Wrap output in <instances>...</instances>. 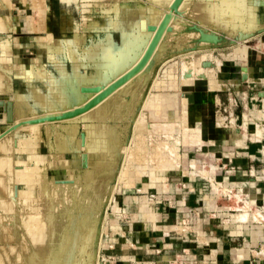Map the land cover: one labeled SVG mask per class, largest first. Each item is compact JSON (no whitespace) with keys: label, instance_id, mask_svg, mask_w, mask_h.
Here are the masks:
<instances>
[{"label":"bare ground","instance_id":"bare-ground-1","mask_svg":"<svg viewBox=\"0 0 264 264\" xmlns=\"http://www.w3.org/2000/svg\"><path fill=\"white\" fill-rule=\"evenodd\" d=\"M119 1L121 15L111 25L117 30L118 38L115 40L111 34H107L103 39L97 41L92 39L89 44L82 46L78 41L80 30L76 31L72 37L63 35L61 38H52L49 33L45 32L44 0H24L38 11L28 27L29 31L34 32L39 46L38 51L45 52L48 63L37 61L29 67L10 63V51L6 45L3 46V54H0V100L12 101V119L15 122L9 126L8 130L0 131V210L5 213L0 215V264H93L87 263L84 257H79V255L88 252L86 250L88 240L84 232L87 229L97 234L100 232L96 224L100 218L102 203L106 200L109 204L115 200L113 199L114 191L120 187L137 186L138 190H145L141 176H138L135 182H130L127 176L120 174L124 168H147L139 163L140 160L138 164H132L134 156H130L129 152L134 139H136L135 144L142 143L150 131L161 130L159 127L170 130L165 134L166 138L172 136L173 124L150 125L144 117H141L142 115L138 114L134 117L133 114L141 102L140 109L147 107L152 112L151 117H157L158 114L166 116V112L161 111L163 99L160 95L152 93L151 89L145 95L143 92L155 61L164 54L162 52L165 48L163 43L166 37L164 36L168 35L167 31L173 35L175 28L181 22L179 11L182 13L183 10L185 11L184 7H187L190 19L198 18L201 24L207 22L215 26L217 24V27L223 30L239 27L237 31L234 30L235 33L239 30L245 33L250 32L259 24L256 14L250 11L247 0H219L218 4L210 1L213 4L210 6L206 1L197 2L196 0V3L191 2L194 4L191 8L188 7L190 1L187 4L181 0L177 12H172V17L168 22L170 29L163 30L164 33H161L152 47L145 64L136 69L126 80L112 87L117 79L138 64L147 46L150 45L156 31L148 30L147 25L151 23L159 27L164 12L169 10L173 2V0H150V7L146 9V5L143 6L137 2L130 3L129 0H102L107 5ZM3 2H8V0H3ZM8 5L11 6L9 2ZM174 13L177 14L174 16ZM16 21L13 16H1L0 30L14 29L15 25H18ZM188 33L185 34L188 35ZM14 44H19L16 38ZM247 49L246 44L237 46L233 52L226 53V59H239L240 56L242 61ZM198 60L200 63L197 66L187 60L188 65H192V78L187 77L188 79L182 81L183 84H192L195 80H201L198 77L202 74L205 75L207 81L209 75H212L221 64V60L216 58L213 66L203 67L202 61L211 60L208 53L201 54ZM88 64L93 66L96 74L88 76L81 71V66L85 68ZM189 66L187 68H190ZM13 73L14 76L24 78L26 81L33 78L41 79L44 81L45 89L31 85L22 91H15L13 80L11 81L14 77L10 76ZM156 81H153L152 87L157 85ZM182 96L185 95L181 94ZM89 102L90 104L87 105ZM164 102L172 109V113L174 110L177 114L181 111L178 100L174 103L171 97ZM37 109L42 112L39 117H37L39 114ZM73 113L79 115V119L92 123V129L87 132V135L82 133L79 135L77 126L70 125L68 122L55 123L54 132L51 130V125L47 124V135L52 133L53 137L49 146L50 154L39 153L38 146L41 137L37 123L40 120L55 122L65 117L70 119L75 116ZM261 114L262 112L257 113L259 116ZM5 121L6 111L4 106L0 105V122ZM129 121L133 122V133L130 143L123 146L125 144L123 133ZM244 122L246 123V119ZM183 124L185 137L190 140V143L201 144L199 128L186 120ZM262 131L263 128L257 124L251 133L252 139H259ZM18 132L21 134L14 136ZM29 132L33 134L29 135ZM245 135V133L235 134V143L243 145ZM178 144V139L174 143L161 139L156 140L152 144L150 154L154 163L151 164L152 168L148 169L157 172L178 170L180 168ZM96 150L109 151V156L114 155V159L116 156L113 168L91 163L90 154ZM23 151L29 156L27 163L13 161L14 155L23 153ZM65 153L71 156L76 154L78 161L71 157H64ZM45 156H50L51 159ZM118 160H121L120 163ZM33 168H36L35 171ZM201 173L208 174L209 171L200 170ZM148 177L156 182L162 180V177L156 175L155 172L149 173ZM162 181L165 182V180ZM214 189L217 190L216 187ZM61 199L64 200L62 205L65 210L55 217L43 218L41 214ZM136 199L145 200L146 196L135 197L132 200ZM132 200L129 197L126 198L128 202ZM113 205L115 210L117 202L115 201ZM18 212L23 214L16 220L13 213ZM107 217L106 212L103 219ZM97 241L101 242L99 237ZM16 246L19 248L17 249ZM97 247L100 249L99 244ZM85 250L87 252H84ZM85 255L88 256V254ZM100 261L102 260L96 256L94 264H100Z\"/></svg>","mask_w":264,"mask_h":264},{"label":"crops","instance_id":"crops-1","mask_svg":"<svg viewBox=\"0 0 264 264\" xmlns=\"http://www.w3.org/2000/svg\"><path fill=\"white\" fill-rule=\"evenodd\" d=\"M12 1L8 0L11 5L9 6L8 2L0 0V9L6 12L0 14V17L10 15L15 17V21L18 20L16 21L18 25H15L14 29L0 30V33L5 36L0 39V54H3L2 49L6 45L11 54L9 62L23 64L27 67L28 63L26 65L24 61L14 59L13 49L22 45L19 38H25L26 43L30 42L28 40L31 34H33L32 44L29 43L28 47L32 46L35 49V43L37 48L39 47L34 32L29 31L28 27L38 11L24 0H15L16 4ZM258 5L254 4L251 7L255 11L257 22L264 24L262 20L264 8H262L263 5ZM10 10L11 14H9ZM43 10L45 32L49 33L52 38H56L55 34L58 30L62 32L63 26L60 23L56 29H53L50 21L53 13L48 7V0H44ZM25 17L27 18L25 25L27 29L23 28L19 22ZM205 28L218 34L221 33L226 38L230 37L225 32L210 26H205ZM70 31L71 29L67 32ZM109 33H117V30L111 27ZM260 34L262 36L258 44L260 48H249L247 80L241 81L240 79L241 70L237 58L236 60L226 59L221 56V52H217L221 58L220 67L216 71L220 87L211 89L204 80L206 87L194 86L188 96L191 98L187 97L188 104L194 106L191 114L195 121H199L202 140L200 146L191 143L189 146H196V151H201L203 147L223 145L224 151L220 152L217 148L209 149V156H203L202 161L191 159V164L194 166L195 162L206 163V160L208 161L209 169H205L204 164V168L200 170L209 171L208 174L203 175L205 181H209L211 190L207 193L203 192L200 186L196 190L177 185L168 186L166 184L165 186L166 181H159L157 189H161L160 194L170 193L169 196L162 195L158 200L161 208H164L161 220L158 213L153 211L147 197L145 200H132L136 196H129L132 201L126 202H134L139 209L140 219L146 222L145 226L139 227V231L143 233L142 237L147 238L150 232L156 234L153 248L157 254L154 261L150 260L148 253L151 251L146 248L145 256L140 255L139 261L134 260L136 256L130 252L111 255L113 258L118 257L114 258L115 262L112 261L114 264H152L153 262L154 264H264V123L257 115L258 112H262L261 116L264 114V98L257 94L258 91L264 90V32ZM6 36L16 38L19 44H14ZM211 48L213 52L218 50L215 46ZM40 54L43 61L38 62L47 64L45 52ZM250 106L255 111V113L252 112V116L260 121L259 123L247 121L249 114L247 110ZM258 106L261 108L258 109ZM239 118L242 120L241 123L238 122ZM13 122H15L14 119L9 123L6 121L4 123L12 125ZM257 124L262 126L263 135L259 139H252L251 133ZM221 128L222 130L223 128L234 129V134L229 139L230 142L219 134ZM244 133L246 134L244 144L235 143L233 136ZM211 155L214 157H210ZM191 172L195 173L193 170ZM218 173H224L221 182L216 179ZM230 177L233 179L230 180ZM225 197L229 200L226 201ZM139 241L140 246L147 247L146 245L150 244L147 239L146 242L144 239Z\"/></svg>","mask_w":264,"mask_h":264},{"label":"rangeland","instance_id":"rangeland-1","mask_svg":"<svg viewBox=\"0 0 264 264\" xmlns=\"http://www.w3.org/2000/svg\"><path fill=\"white\" fill-rule=\"evenodd\" d=\"M184 1L187 4H188V1H190V4H188L189 8L194 6V4H193L194 2L196 3V0H183V3H184ZM203 1H206V3L209 6L213 5V4H211L212 1H213L212 3H215V4H218L220 2L219 0H203ZM203 1L197 0V2H203ZM12 2L14 4H16L15 0H13ZM129 2L130 3H134V2L146 3L147 4L146 9H148L150 7V4H149L150 0H129ZM191 2H193V3H191ZM247 3L249 5V7L251 8V10H250L251 12L254 11L251 7L254 4H259L258 6L263 5L262 8H264V1L263 0H253V4H252V0H247ZM143 6H144V4H143ZM184 6H185V4H184ZM48 7L51 8L50 11H51V13H53L52 14L53 17L50 18L53 29H56L60 23L63 26L62 32H60L58 30V32L55 34L56 38L57 37L61 38V37H63V35L68 36V37H72V35L76 31L78 32L79 30H80V32H78V35H79L80 40H78V41L80 42V44L82 46L89 44L92 41V39H93V41L103 39L107 34H109V35L111 34V36H114L115 40L118 38V34L117 33H114V34L109 33V29L111 28L112 22L115 21L121 15L120 14V1L115 2L111 5H107V3L102 2V0H48ZM184 8H185V11L183 10L182 13H180L181 11L178 12V15H179L181 22L179 23L178 27H176L177 29L175 28V30H174L175 32L172 33L173 35H171L170 31H167L168 35L166 34L164 36L167 38V39L164 38V43H163V45L165 47L162 51L164 53L163 54L164 56L162 55L161 58H159L155 61L154 65H153V69L151 71V76L148 78L147 85H146L145 90L143 92V95H145L151 89L152 93H158L160 95L161 99H163L162 103H161V111L166 112V116L161 113L162 115L158 114L159 117H158V115H157V117H154V118L151 117L152 112L147 107H145V108L142 107V109H140L141 102H139V104L136 107L137 109L135 108L134 114H133L134 117H137L138 114L142 115L141 117H144L150 123V125H157L159 123H164L166 125H170V123L173 124L174 127H173V130H171L172 136L170 138H166L167 136H165V134L170 132V130L164 129L163 127H159V128H161V130L159 129L158 131H152V132L150 131V134L148 133L147 137L144 138V142H142V143L140 142V143L135 144L136 139H134L133 144H132V148L130 149V152H129L130 156L131 155L134 156V158H133L134 161H132V164L136 165V164H138V161L140 160L139 163L142 164L143 167H144V165L147 166V168L146 167H145V169H137L134 167H130V168H126V169L124 168L121 170L120 174H121V176H127L129 178L130 182H135L136 178L138 176L139 177L141 176L142 183L145 185V191L138 190L137 186L120 187L114 191V198L113 199H115V200H112L109 203L110 205L108 204V202H106V200L102 203L100 218L96 224L98 231L100 230L101 233L99 232L97 234L90 229H87L84 232L86 234V235L85 234L84 235L88 240L87 241L88 244H86V245H88V246H86L87 249L85 248L86 250H88V252L85 250L84 252H87V253H82L83 256L81 254V255H79V257H82V258L84 257L83 259L86 260L87 263L90 262V263L94 264L96 256H98V258L100 260H102L103 263L105 262V264H111L112 261H114L115 259L118 258V257H114L115 258L114 259L113 257H111V255L116 256L117 254L122 255L123 253L128 254L129 252L134 254V256H136V258L134 260L139 261L140 255L145 256V248L149 249V251H151V253H148V255H149V257H151L150 260L154 261V257L157 254V252L153 248L154 247L153 244L155 243V235L156 234H155V232H150L147 238L142 237L143 233H142V231H139V227L142 228L143 226H145L144 224L146 222H144L140 219L139 214H138L139 209L136 206V204L134 202L133 203H127L126 202V198L131 196V195L139 197V198H141L142 196L145 195L147 197L148 201L150 202V206L152 207L153 211L158 213V216L161 220V216H163V209L164 208L163 209L161 208V204L159 203L158 200L161 198L162 195L169 196L170 193L165 192L164 194H160L161 189H157V185L159 186V184H158L159 181L156 182V181L150 180L148 177L149 173L155 172L156 175L161 176L162 180H165L166 184L168 186L169 185L170 186L177 185V186L182 187V188H190V189L194 188V190H196L200 186L203 189V192H207V193L211 190V185H210L209 181H205L204 175L200 174V169L204 168V166H203L204 164H205V169H209L208 161L206 160V163L205 162H195V166H194L191 164V159H199L200 161H202L203 156H209V154H208L209 149L217 148L220 150V152L224 151L222 149L223 145H219V146L213 145L211 147L210 146L203 147V149L205 148L204 150L202 149L201 151L200 150L196 151V149H197L196 146L195 147L193 145L189 146L190 140L187 137H185V132H184L185 129L183 126L184 125L183 122H184V120H186V121H189V123L191 125L198 127L200 130L199 121L198 120L195 121L192 117V114H191V109H194V106L193 105L191 106L188 104L187 97L190 95L189 93H190L191 89L194 88V86L197 88L206 87V81H204V80H197L196 81L195 80L192 84H183L184 82H182V81H185L186 79H188L187 77L192 78L191 72L193 69L191 67L192 65L191 66L188 65V62H193V64L195 66L199 65L200 60H198V58L201 54L208 53L211 56L212 61L216 60V58L221 60V58L218 56L217 52H221L222 53V54L220 53L221 56L223 58H226L227 54H229L230 52H233V50L237 46H240L241 44L238 45L239 43L231 44L229 42V38H233L234 36H236L238 34V32H241V30H239L238 32L235 33L234 30L237 31L239 27L234 28V29L228 28L227 30H223V28L217 27V24L215 26L214 24H211L210 22L209 23L207 22L208 24L207 23L201 24L200 21L198 22V20H199L198 18L193 19V20H192V18L190 19L189 15H188V9L186 10L187 7H184ZM172 12H174V11H172ZM183 12L186 14H184ZM5 13L6 12L3 9H0V14H5ZM160 13H161V11H160ZM253 13H255V11ZM9 14H11V10H10ZM19 14L22 16L21 13H19ZM60 14H61V16H60ZM176 14L177 13H174V16ZM25 18H23V21H19V22L23 28L27 29L25 27V25L27 24V18L26 19ZM14 20H15V17H14ZM262 20H264V18H262ZM195 21H197L199 23V25L201 27H204V28H205V26H210L211 28L216 27L215 29L219 28L217 30H220V29H221V31L223 30V32H226L227 36H230V37L227 38V42H224L223 44L215 46L218 49L215 52H213V50L211 48L212 45H210L208 43H203V42L202 43L200 42L199 46L195 50H192V46H194V44H195L194 39L198 38L199 37L198 35H200V33L196 30H189L187 32L190 33V31H191L190 34H192V35H190L189 33H188V35H186L187 32L185 30L187 28V25H189ZM212 25H214V26H212ZM262 26H264V24L263 23L260 24V22H259V24H257L252 31H254L256 34L257 33L256 29L260 28ZM69 29H71V31L67 32ZM252 31H250V32H252ZM195 32H197L198 35ZM62 33H64V34H62ZM32 35L33 34H31V36H30L31 38H29V40H28L30 42H27V43L25 42V38H23V39L19 38L20 39L19 42H21L22 45L19 48L13 49L14 59L17 61L20 60V62L24 61L25 63L24 62L23 63L26 65L29 64V66H30V63H32V62H36V61L42 62L43 61V57L38 52V48H37L36 43H35V49H33L32 46H31V48L28 47L29 43L32 44L31 43L32 42ZM256 35L254 37L250 38L252 41L250 48L259 49L256 47L259 44V41H257L255 39ZM3 37H5V36L0 33V39ZM6 37H8L12 42H14L13 40H15L14 37L13 38H11V36H6ZM182 37H185V38H182ZM179 39H181V40H179ZM241 42H243V41H241ZM148 46H147L146 50L148 49ZM249 51H250V49H249ZM144 54H145V52H144ZM214 57H216V58H214ZM232 59L234 60V58H232ZM66 60H68V59H66ZM187 60H188V62H187ZM237 60H238V62H241V57L239 56V59H237ZM183 62L187 65H185ZM29 66H27V67H29ZM188 66L190 68H187ZM67 67L69 69L70 64L67 65ZM49 69H50V67H49ZM186 69H188V70H186ZM81 71L86 73L88 76H92V75L96 74V72L94 71V68L91 64L86 65L85 68L82 65ZM216 71H217V69H215V72L212 75L210 74L209 77L207 78V84H208L209 88H211V89L220 87L218 85L219 79H217V77L215 75ZM10 76L14 77L13 79H11V78L10 79H11V81L13 80L12 84H13V88L15 91H22V90L26 89L28 86L30 87L31 85H36L42 90L45 89L44 81L41 79L33 78V79H30V81H26V79H24V78L14 76V73L10 74ZM153 79L155 81L156 80L159 81V82L156 81L157 85L154 87H152V84L154 81ZM160 80H161V82H160ZM194 83H195V85H194ZM11 91H12V89H11ZM181 93H184L183 95H185V96H182L183 98L181 97ZM171 97L173 98L174 103L176 102V100H178L179 107L181 108V111H179L178 114L176 113L175 110L172 113V109H170V107H168V104L164 102L165 100H168ZM190 98L188 97V99H190ZM260 108H261V106L260 107L258 106V109H260ZM253 109L254 108L252 106H250L249 109L247 110L248 111L247 113H249L247 115V121L253 122V123H255L254 121H256L259 123L260 121L256 120L252 116V112L255 113V111ZM38 111L37 112L39 114L37 115V117L42 115V112L40 110H38ZM73 114H75V116H73L70 119L69 118L66 119V117H65V119H60V120H57L55 122H52L50 120H40V122L37 123L38 124L37 125L38 131H39V134L41 137V140H40V143L38 146V149H40L39 153H42L43 155L50 154L49 146L51 144V139L53 137H52V133L47 135V130H46L47 124L51 125L50 126L51 130H52V132H54V130H55L54 124L55 123L68 122L70 125L77 126V128L79 129V133H80L79 135H81V133L83 135H87V132H89L92 129V123L84 121L82 119H79L80 117H79V115H76V113H73ZM170 118H172V119H170ZM259 118L264 123L263 115L260 116ZM238 122L239 123L242 122L241 118L238 119ZM132 124H133V122L129 121L127 123V129L124 130L123 136H124L125 144L123 143L124 144V145L122 144L123 146H125L127 143H130V139L132 137L133 128H134V125H132ZM9 126H11V125L5 124L4 122H0V131L8 130ZM18 133H20V132H18ZM17 134H15L14 136H19L21 133L18 135ZM28 134L32 135L33 133L29 132ZM219 134H221L225 140L229 141L231 135L234 134V129L223 128V130H222V128H221V130H219ZM262 135H263V132L261 133L260 138L262 137ZM158 139L166 140L169 143H174V141L177 142V139L179 140L178 161H180V162L179 163L177 162V163H178L180 168L178 170L177 169H171L169 171L157 172V171H153V170L148 169V168H152L151 164L154 163V160L151 159L152 156H150V154L152 153L151 147H152V144L156 140L158 141ZM233 140L235 142L234 136H233ZM231 151H233V149ZM108 152H104V151L101 152V151H97V150L91 152V154H90L91 163L100 164V165L105 166V167L113 168V164L115 163L113 161L116 159V156L114 159V155L111 154L109 156L110 152L109 153ZM148 154H149V156H148ZM212 156L213 155H211L210 157H212ZM215 156H218V154H215ZM42 157H44V156H42ZM45 157H48V159H51L50 156H45ZM64 157H66V158L71 157L72 159H75L77 161L79 159L78 156H76V154L74 156H71V154H69V153H65ZM28 159H29L28 154H26V152L23 151V153H17L16 155H14L13 161H19L22 163H27L26 160H28ZM119 159H121V158H119ZM120 161L121 160H118L119 163H120ZM22 163H20V165H22ZM38 165L41 166L40 163H38ZM43 165H44V160H43ZM35 169L36 168H33V171H35ZM191 170L195 171V173H192ZM184 171H186V172H184ZM193 174H195V175H193ZM223 175H224V173H222V174L218 173L217 178H216L217 181L221 182L223 179L222 178ZM231 179H233V177H230V180ZM162 180H161V182H162ZM141 187H142V185H141ZM63 199H64V197H63ZM63 199H61L57 203L52 204L51 208L48 211L41 214L43 216V218L55 217V215L57 216L59 213L63 212L65 210V207H63V205H62L63 201H64ZM224 199L226 201L229 200L228 197L227 198L225 197ZM113 201H114V203H115V201L117 202V207L115 210L113 208V206H114ZM117 208H118V210H117ZM104 209H105V211H104ZM104 212L105 213L111 212L112 214L116 213L115 218H111V217L108 218L107 217V219H103V216L105 214ZM3 214H5V213L0 210V215H3ZM13 214L17 220L19 217H21V215L23 213L18 212V213H13ZM25 215H28V214H25ZM147 225H151L152 227H154V225H152V224L147 223ZM117 226H119V227H117ZM114 230H117V231H114ZM98 237L101 240L100 243H98V241H97ZM142 239H144V242H146V239H147V241L149 240L148 243H150V244L146 245L147 247L140 246L139 240H142ZM93 243H94V245H93ZM98 244L100 246V249L97 247ZM13 245L15 246V244H13ZM93 246L95 249L93 248ZM16 248L18 249L19 246H16ZM96 249L97 250L99 249L98 255H97ZM94 250H95V253H93ZM85 254H88V256ZM90 256H91V259H89ZM140 260H142V258ZM114 262H112V264H114ZM131 262L134 263L135 261H131ZM152 264H154V262Z\"/></svg>","mask_w":264,"mask_h":264},{"label":"water","instance_id":"water-1","mask_svg":"<svg viewBox=\"0 0 264 264\" xmlns=\"http://www.w3.org/2000/svg\"><path fill=\"white\" fill-rule=\"evenodd\" d=\"M180 2H181V0H173V2L170 5L169 10L164 12L162 19L159 23V27L155 26L154 24H148L147 25L148 30H150V31L155 30L156 31L155 35L153 36V38L150 42V45L148 46V49L146 50L145 54L141 57L138 64H136L135 67H133L130 71L124 73L119 79H117L114 82V84L112 85V87L121 83L122 81L126 80L128 77L131 76V74L136 69H138L139 67H142L145 64V62H146V60L150 54V51L152 50V47L156 44V42H157L158 38L160 37L161 33L163 32V30L165 28L167 30L170 29V26H168V22H169L170 18L172 17V11L177 12V7H178V4ZM189 30H196L200 33L199 37L194 39L195 44H194V46H192V50H195L199 46L200 42H207L208 44H210L212 46H217L219 44H223L224 42H227V38L224 37L223 34H221V33L218 34L214 31L208 30L207 28L201 27L199 25V23H196V22H192L191 24L187 25V28L185 31L187 32ZM256 30H257V33H256L257 35L255 34L254 31L246 32V33L238 32V34L236 36H234L233 38H229V42L231 44H236V43H238V41H243V42H239V44H241V46L243 44H246L248 46L244 60L239 62L240 70H241V75H240L241 81H245L248 79V72H247L248 61H247V59H248L249 48H250L251 42H252L250 38H252L256 35L255 39L257 41H260L262 38L260 33L264 32V26L257 28ZM256 47L260 48L258 45ZM201 64L203 67H211L214 65L213 61H211V60H204L201 62ZM198 78L201 80L206 79L204 74L199 75ZM181 94L183 95L184 93H181ZM257 94L259 97L264 98V90L258 91ZM91 101H93V100H91ZM90 102L87 105H89ZM0 105H3L4 109L6 111V122H8V123L11 122L12 121V101L7 99L5 102H3L0 100ZM84 165H85V163H84ZM110 217L114 218L115 215L112 214L111 212H108V218H110ZM100 264H103L102 261H100Z\"/></svg>","mask_w":264,"mask_h":264}]
</instances>
